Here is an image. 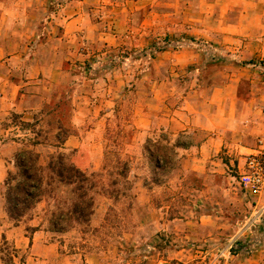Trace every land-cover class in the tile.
I'll use <instances>...</instances> for the list:
<instances>
[{"label":"rangeland","instance_id":"374dc122","mask_svg":"<svg viewBox=\"0 0 264 264\" xmlns=\"http://www.w3.org/2000/svg\"><path fill=\"white\" fill-rule=\"evenodd\" d=\"M70 1L0 0L6 29L9 6H17L25 21L10 31L19 44L7 57L41 48L46 61L61 66L50 84H40L45 101L37 122L11 115L0 129L14 122L38 132L26 144H42V165L64 152L76 166L98 175L88 226L62 234L46 230L58 243L56 264H249L248 257L264 245V190L251 196L239 184L236 163L243 164L248 153L236 158L229 150L238 138L227 135L221 150L202 157L197 147L208 135L186 125L181 108L184 98L208 95L219 71L212 51L218 44L191 34L190 23L165 6L167 0L92 2L95 29L89 39L64 37L57 20L53 38L50 33L26 39L27 30L44 31L46 21L66 12ZM71 135L77 146H64ZM147 139L186 148H175L174 164L160 183L152 182ZM123 163L126 179L116 175ZM45 206L35 209L36 222ZM0 253L5 263L16 256L6 241ZM17 257L22 262L25 254Z\"/></svg>","mask_w":264,"mask_h":264},{"label":"crops","instance_id":"0c3cea01","mask_svg":"<svg viewBox=\"0 0 264 264\" xmlns=\"http://www.w3.org/2000/svg\"><path fill=\"white\" fill-rule=\"evenodd\" d=\"M98 1L100 0H72L65 5L68 8L66 12L61 14L59 11L53 16L55 19L46 21L44 31L27 30L24 36L26 39L39 40L41 35L49 36L51 33L53 38L57 20L63 27L64 37L89 39L94 35L95 29L90 17V5L92 2L99 3ZM131 1L141 4L147 0ZM131 1L126 0V3ZM164 5L178 8L174 13H180L190 23L191 34L218 44L213 46L212 51L216 56L214 61L220 63L216 64L219 71L211 79L208 95L193 101L184 98L185 104L181 107L186 109L183 112L185 124L208 135L197 147L200 155L206 158L212 151L221 150L223 138L232 135L237 136L238 140L229 151L236 158L259 149L264 160V0H167ZM12 36L5 28V17L0 16V123L4 120L11 122V115L18 116L25 123L37 122L39 118L36 115L45 101L40 84H50L48 79L53 81L55 71H60L61 66L46 61L41 48L7 57L19 44ZM13 58L21 61L20 66L10 65L8 61ZM242 61L247 63L242 66ZM20 127L12 122L0 129L2 187L7 172L13 167V155L16 151L32 149L38 154L39 162H44L42 144H26L28 137L34 136L35 131ZM185 127L183 125V129ZM73 138L68 137L63 145L76 147ZM259 141H262L261 145ZM236 167L239 174L244 172V162L242 164L237 161ZM2 190L3 188L1 192ZM40 204L42 203L36 209ZM260 206H264V199L260 201ZM36 220V217H32L26 225L23 222L12 225L3 212L0 194V244L6 241L14 247L16 253L8 263L3 261L0 253V264H56L60 255L58 243L47 238L48 232L44 225L39 226L41 217L39 222ZM27 226L39 227L27 235ZM18 254H25L22 262L20 258L17 260ZM76 255L78 254L73 256ZM248 263L264 264V245H260L256 255L248 257Z\"/></svg>","mask_w":264,"mask_h":264},{"label":"trees","instance_id":"16d2710c","mask_svg":"<svg viewBox=\"0 0 264 264\" xmlns=\"http://www.w3.org/2000/svg\"><path fill=\"white\" fill-rule=\"evenodd\" d=\"M36 136L40 135L34 132ZM58 141H64L57 137ZM40 143L34 141L33 144ZM184 144L162 145L150 139L144 144V153L152 168V182L160 183L176 158V147ZM127 165L122 164L116 172L126 179ZM97 174L76 166L64 152L49 156L46 164L39 162L38 154L32 149H22L13 155V167L3 180V212L12 225L30 220L36 206L44 203L43 216L39 226L56 234L83 225L88 226L94 213V192L98 188ZM117 184V179L112 185ZM100 189V188H99ZM110 196L112 193H108ZM26 220V221H27ZM39 226L27 227L31 232Z\"/></svg>","mask_w":264,"mask_h":264},{"label":"built area","instance_id":"2783aa9c","mask_svg":"<svg viewBox=\"0 0 264 264\" xmlns=\"http://www.w3.org/2000/svg\"><path fill=\"white\" fill-rule=\"evenodd\" d=\"M262 141H259V145ZM262 151L255 149L245 156L244 172L239 174L241 188L251 196H257L264 190V160Z\"/></svg>","mask_w":264,"mask_h":264},{"label":"clouds","instance_id":"9594fccd","mask_svg":"<svg viewBox=\"0 0 264 264\" xmlns=\"http://www.w3.org/2000/svg\"><path fill=\"white\" fill-rule=\"evenodd\" d=\"M4 7V5L0 4V9H3ZM6 17L9 31L25 22L20 9L15 5L9 6V10L6 12Z\"/></svg>","mask_w":264,"mask_h":264}]
</instances>
